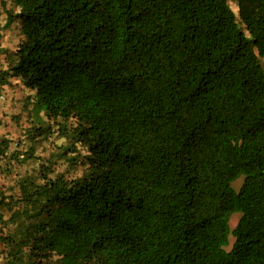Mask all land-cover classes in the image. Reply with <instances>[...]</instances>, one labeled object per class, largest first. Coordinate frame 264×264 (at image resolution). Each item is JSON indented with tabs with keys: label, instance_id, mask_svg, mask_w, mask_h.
I'll use <instances>...</instances> for the list:
<instances>
[{
	"label": "trees",
	"instance_id": "obj_1",
	"mask_svg": "<svg viewBox=\"0 0 264 264\" xmlns=\"http://www.w3.org/2000/svg\"><path fill=\"white\" fill-rule=\"evenodd\" d=\"M8 1L0 85L86 155L0 185V264H264V0Z\"/></svg>",
	"mask_w": 264,
	"mask_h": 264
},
{
	"label": "rangeland",
	"instance_id": "obj_2",
	"mask_svg": "<svg viewBox=\"0 0 264 264\" xmlns=\"http://www.w3.org/2000/svg\"><path fill=\"white\" fill-rule=\"evenodd\" d=\"M228 5L236 15L235 3L228 1ZM7 11L15 14L17 9L10 1L0 0V72L7 69L13 58L11 53L22 40L18 20H13L8 29H2ZM20 85L15 78H7L6 82L0 85V95L4 97V103L0 101V137L11 140L10 149L17 150L24 156L20 157L23 161L12 165L9 174L0 173V185L8 192H13L18 177L36 175L41 168L48 172L50 178L56 175L65 178L79 176L85 168L83 156L86 151L70 138L73 121L62 124L60 120H48L34 105L33 96ZM58 124L65 127H59ZM59 128L67 130V133L64 134ZM242 180L241 176L231 184L235 191L239 189ZM239 217V214L231 215L230 229L236 225ZM232 242V237H229L226 250Z\"/></svg>",
	"mask_w": 264,
	"mask_h": 264
},
{
	"label": "crops",
	"instance_id": "obj_3",
	"mask_svg": "<svg viewBox=\"0 0 264 264\" xmlns=\"http://www.w3.org/2000/svg\"><path fill=\"white\" fill-rule=\"evenodd\" d=\"M16 82H19L21 85V87H23L26 91H28L29 94L33 95L34 94V91L30 90V89H27L23 86V84L21 83V81L18 79V78H15ZM32 101V100H31Z\"/></svg>",
	"mask_w": 264,
	"mask_h": 264
},
{
	"label": "built area",
	"instance_id": "obj_4",
	"mask_svg": "<svg viewBox=\"0 0 264 264\" xmlns=\"http://www.w3.org/2000/svg\"><path fill=\"white\" fill-rule=\"evenodd\" d=\"M4 100V97L2 95H0V101Z\"/></svg>",
	"mask_w": 264,
	"mask_h": 264
}]
</instances>
